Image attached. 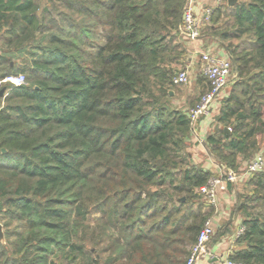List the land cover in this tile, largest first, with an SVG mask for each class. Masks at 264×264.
Segmentation results:
<instances>
[{
    "label": "trees",
    "instance_id": "16d2710c",
    "mask_svg": "<svg viewBox=\"0 0 264 264\" xmlns=\"http://www.w3.org/2000/svg\"><path fill=\"white\" fill-rule=\"evenodd\" d=\"M38 1L0 0V214L15 224L0 264H186L212 214L211 172L186 153L195 124L170 99L188 0ZM212 12L201 37L236 79L206 143L231 169L264 135V0ZM253 186L229 258L264 264V175Z\"/></svg>",
    "mask_w": 264,
    "mask_h": 264
},
{
    "label": "built area",
    "instance_id": "2783aa9c",
    "mask_svg": "<svg viewBox=\"0 0 264 264\" xmlns=\"http://www.w3.org/2000/svg\"><path fill=\"white\" fill-rule=\"evenodd\" d=\"M216 2L220 3V0H216ZM211 10L210 7H206L204 20L208 19ZM202 20L197 13L195 0H188L182 19L183 38L186 41L201 38ZM200 59L203 62V74L209 83V89L201 97L199 104L188 111L193 124L198 123L201 118L209 117L214 112V103L220 102L219 99L224 95L233 71L232 63L227 54L224 56H211L207 51H201ZM189 81L190 73L188 67L180 71L173 79L175 85H186ZM3 83H8L12 87H20L26 83V77L22 73L11 75L4 79ZM262 170H264V153L260 152L253 156L252 160L246 165L244 173L229 172L223 174L222 177L211 178L207 184L200 188V193L209 199L211 205H216L219 190H226L230 184L243 181L247 175H252ZM243 231L244 227L241 226L235 238H238ZM213 232L211 220L209 219L202 228L186 264H197L201 258L206 260L216 259V256L208 249ZM215 264L245 263L227 257L224 260H217Z\"/></svg>",
    "mask_w": 264,
    "mask_h": 264
},
{
    "label": "crops",
    "instance_id": "0c3cea01",
    "mask_svg": "<svg viewBox=\"0 0 264 264\" xmlns=\"http://www.w3.org/2000/svg\"><path fill=\"white\" fill-rule=\"evenodd\" d=\"M215 2V0H195L197 13L201 19H203L202 24L205 21L204 13L206 7L211 6V4ZM185 43L187 45V51L189 52L188 68L190 73V81L188 84H191L192 81L196 83L198 80L197 76L199 74L204 75L203 62L200 59L201 51H207L211 56H224L226 54L218 41L211 37H201L200 39L188 41L185 40ZM197 58L200 59L199 63ZM197 63L199 65H197ZM220 108L221 102H215L214 112L209 117L201 118L199 120L189 141H191L192 138L193 140L199 141L200 143L204 141L207 133H210L211 130L216 126V121L214 118L219 113ZM211 160L212 161H209L206 164L205 168L207 170H212L216 167L226 169L221 164H216L218 162H215V160ZM231 186L232 185H229L226 190L218 191L216 204L217 210L210 216V220L212 219L211 222L216 224H219L222 222V220H226V223H221L222 225H220V228L223 226L226 228V233L220 235V237L216 240L211 238L210 243L208 244V249L216 256V259L206 260L201 258L198 260L197 264H210L213 262L216 263L217 260H224L239 248L235 244V236L238 229L242 226L243 218L236 209L238 199L235 195H231Z\"/></svg>",
    "mask_w": 264,
    "mask_h": 264
},
{
    "label": "rangeland",
    "instance_id": "374dc122",
    "mask_svg": "<svg viewBox=\"0 0 264 264\" xmlns=\"http://www.w3.org/2000/svg\"><path fill=\"white\" fill-rule=\"evenodd\" d=\"M45 2H46L45 0H39L38 1V3L41 6L44 5ZM218 4L219 3L215 2V3H212L211 6H209V7L211 9H213ZM210 16H212V17L214 16V13L212 12V10H211ZM203 31H204L203 34L207 33V31L204 29V27H203ZM182 43H183V46H185L187 48L186 43L183 42V41H182ZM188 60H189V52H188V55H187L186 59L183 61V64L177 67L179 72L184 70V69H186L188 67V63H189ZM199 60L200 59L197 60L198 63H199ZM198 63H197V65H199ZM197 77H198V79H200V78L204 79L205 78V76L201 75V74H199ZM234 79H236V74H235V71H232V75L230 77L229 84L226 87L225 93L219 99L220 102L225 97H227L228 94L230 93V90L232 88V82L234 81ZM204 82L206 84L205 83L203 84L201 90H200V88H198L196 83H194V81H192L191 84L178 85V86L174 87V92L171 91L172 94H170V99H171L172 105L175 108L179 109V110L187 111V112L189 110L195 108L199 104L201 97L206 92L207 82H206V80ZM199 87H201V86H199ZM214 119H216V118H214ZM197 124L198 123L195 124V128H196ZM214 131H215V128H213L210 133H207V135L205 136V139H204V141L202 143H200L199 141L193 140V138H192L193 141L191 140V141H189L187 143L186 153L189 155V159L192 161L193 164H195L198 167H201L203 169H206L205 168L206 164H207V162L212 161L211 159L215 160V162H218L217 159L214 157L213 153L210 151V149H209V147H208V145L206 143L207 136L209 134L213 133ZM260 152L264 153V135L261 138ZM252 158L253 157L249 158V160H246V161H240L239 158H236V159L233 158L234 161L237 164L239 163L237 168L223 169V168L216 167V168H214L212 170H209L211 172L210 179L211 178L222 177L223 174H226V173H229V172H236V173L242 174V173H244L246 165L252 160ZM216 164L219 165L220 163L218 162ZM257 174L258 175H264V170H262L260 172H257L255 174H252V175H247L246 178L243 181H239L238 183L231 184L232 185L231 186V191H230L231 195H235L237 197L238 201L245 200L244 196L248 197V195H250L253 191L257 190L256 187L253 186V183L257 179V176H258ZM258 192L261 193L264 196V191L258 190ZM231 198H232V196H231ZM201 202L205 204V207L203 208V211H210L211 213H215V211L217 210V206L216 205H211L209 203V199L207 197L203 196L201 198ZM206 205H207V207H206ZM259 211H264V210H259ZM99 216L100 215L98 213H96L94 215H91L90 218H89V222L94 224ZM221 223H226V220H222V222H220L219 224L211 222L212 227H213V231H214L211 238H214V239L216 238L217 239L218 235L220 233H222V234L226 233V228L224 226L220 228V225H222ZM8 224H9L8 218H5V217H3L0 214V225L2 227V232H3V235H4L3 243L5 242V235L8 232L13 231V228L15 226V224H13V225H10V227H9Z\"/></svg>",
    "mask_w": 264,
    "mask_h": 264
},
{
    "label": "water",
    "instance_id": "95a60500",
    "mask_svg": "<svg viewBox=\"0 0 264 264\" xmlns=\"http://www.w3.org/2000/svg\"><path fill=\"white\" fill-rule=\"evenodd\" d=\"M238 0H228V5L229 6H232L233 4H235ZM3 91H1V95H2ZM172 94V92L170 93ZM228 131V129H226ZM5 151V150H3ZM184 200V199H183ZM0 241L3 242L4 241V235H3V232H2V227L0 225Z\"/></svg>",
    "mask_w": 264,
    "mask_h": 264
}]
</instances>
